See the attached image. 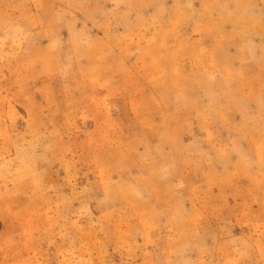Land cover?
Returning a JSON list of instances; mask_svg holds the SVG:
<instances>
[{
	"label": "rangeland",
	"instance_id": "1",
	"mask_svg": "<svg viewBox=\"0 0 264 264\" xmlns=\"http://www.w3.org/2000/svg\"><path fill=\"white\" fill-rule=\"evenodd\" d=\"M0 264H264V0H0Z\"/></svg>",
	"mask_w": 264,
	"mask_h": 264
}]
</instances>
